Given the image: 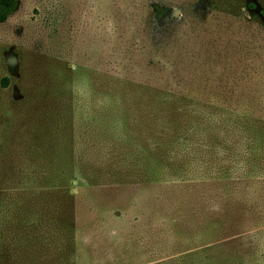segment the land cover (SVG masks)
<instances>
[{
    "label": "rangeland",
    "instance_id": "rangeland-1",
    "mask_svg": "<svg viewBox=\"0 0 264 264\" xmlns=\"http://www.w3.org/2000/svg\"><path fill=\"white\" fill-rule=\"evenodd\" d=\"M17 1L0 264H264V0Z\"/></svg>",
    "mask_w": 264,
    "mask_h": 264
},
{
    "label": "trees",
    "instance_id": "trees-1",
    "mask_svg": "<svg viewBox=\"0 0 264 264\" xmlns=\"http://www.w3.org/2000/svg\"><path fill=\"white\" fill-rule=\"evenodd\" d=\"M17 0H0V23L4 22L7 17L15 11L17 8ZM249 8L253 7L252 3L248 4ZM152 15L154 18L159 19L165 13V8L163 6L154 4L152 6Z\"/></svg>",
    "mask_w": 264,
    "mask_h": 264
}]
</instances>
